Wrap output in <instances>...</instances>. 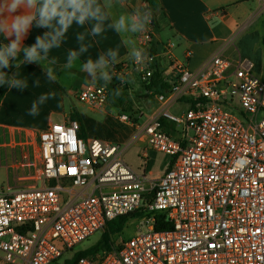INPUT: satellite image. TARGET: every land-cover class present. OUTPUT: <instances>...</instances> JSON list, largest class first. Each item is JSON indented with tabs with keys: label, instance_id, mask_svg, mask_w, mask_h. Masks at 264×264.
<instances>
[{
	"label": "built area",
	"instance_id": "1",
	"mask_svg": "<svg viewBox=\"0 0 264 264\" xmlns=\"http://www.w3.org/2000/svg\"><path fill=\"white\" fill-rule=\"evenodd\" d=\"M155 30L153 18L139 36L150 58L133 69L148 84L159 72L169 88L146 90L159 107L144 124L142 112L118 117L132 125V142L170 158L168 170L148 186L125 162L128 146L83 139L77 120L52 124L26 159L30 170L16 169L0 188V264H57L70 253L65 264L77 246L132 215V237L111 234L109 249L74 264H264V76L234 66L223 50L191 69ZM127 70L114 66L110 83H125ZM77 97L114 108L103 82ZM179 102L188 105L181 115L170 110ZM157 218L170 229L156 230Z\"/></svg>",
	"mask_w": 264,
	"mask_h": 264
},
{
	"label": "crops",
	"instance_id": "2",
	"mask_svg": "<svg viewBox=\"0 0 264 264\" xmlns=\"http://www.w3.org/2000/svg\"><path fill=\"white\" fill-rule=\"evenodd\" d=\"M161 10L157 13L156 39L162 42L176 44L175 55L189 63L191 69L199 67L208 57L217 50H223V55L234 66L239 63L249 67L259 77L264 76V9L259 0H159ZM146 5L144 0H123L113 9L114 16L122 12H132L136 7ZM23 9L18 10L20 14ZM11 21V15L8 17ZM91 24L79 27L75 23L69 28L64 41L57 49H52L50 58H56L54 70L58 73V80L48 81L43 66L39 63H22L13 72L26 78L28 88L24 90L9 89L0 101V185L11 182L14 171L28 172L30 170L26 159L34 158L38 150V135L55 123L77 120L81 125L82 138L91 140L97 138L88 120L81 113L83 107L93 112L98 111L109 117L115 108L98 109L78 100V93L85 85L92 82L91 76L74 68L68 71L61 70L66 63L70 50L79 49L76 36L80 32L89 31ZM48 31L47 28L35 27V22L22 41L23 46H31L36 37ZM134 37L141 47L139 36ZM14 39V37H12ZM121 37L112 30L105 31L101 36H86L85 43L89 50L81 54L76 62L77 68L87 58L95 60L109 48L120 46V62L115 66L127 67L128 76L125 79L128 90L134 103L144 117L153 113L159 104L155 97L146 94V87L142 82L136 89H130L133 79L141 75L133 69V61L127 57V49L120 43ZM0 35V44L9 43ZM191 57L187 59V53ZM21 59L24 53L19 54ZM14 63V62H13ZM113 69H110L112 71ZM9 73L10 68L5 69ZM39 80L37 86L34 82ZM164 84L168 85L163 81ZM169 86V85H168ZM41 95L50 98L39 106V115H28L34 101ZM173 105L171 111L173 110ZM117 109V108H116ZM114 117L130 129V138L125 147L126 153L131 146L137 153L139 164L135 167L128 164L138 174L146 177L148 186L157 183L169 168L170 158L150 148L146 140L132 142L134 129L129 123L121 121L117 109ZM127 115V114H126ZM130 118L134 119L129 115ZM99 139V138H97ZM103 141V140H102ZM105 142V141H103ZM112 144L111 142H105ZM125 153V154H126ZM124 154V156H125ZM126 162V161H125Z\"/></svg>",
	"mask_w": 264,
	"mask_h": 264
},
{
	"label": "clouds",
	"instance_id": "3",
	"mask_svg": "<svg viewBox=\"0 0 264 264\" xmlns=\"http://www.w3.org/2000/svg\"><path fill=\"white\" fill-rule=\"evenodd\" d=\"M123 0H0V35L9 43L0 44V85H7L9 89L24 90L28 88L26 78L13 72L10 76L5 69L13 66L19 68L22 63H39L43 66L48 81L58 80V73L54 70L56 58H50L52 49L61 46L69 28L75 23L79 27L91 24L90 32H80L76 39L79 49L70 50L67 61L61 70L78 69L91 76L93 82H103L107 86L113 79L114 66L120 62V46L109 48L93 60L87 58L79 64L76 62L81 54L88 52L90 45L85 43L86 36H101L105 31L112 30L121 37V45L127 49V57L136 65H144L149 60V54L143 47H139L136 34L144 33L153 19V11L148 5L136 7L132 12H122L114 16L113 9ZM23 9L20 14L18 10ZM9 15L11 21L9 22ZM35 22L37 28H47L48 31L36 37L31 46H23L22 41ZM14 37V39L12 38ZM23 52V59L19 54ZM37 86L39 80L34 82ZM50 97L41 95L34 101L28 115H39V106Z\"/></svg>",
	"mask_w": 264,
	"mask_h": 264
},
{
	"label": "rangeland",
	"instance_id": "4",
	"mask_svg": "<svg viewBox=\"0 0 264 264\" xmlns=\"http://www.w3.org/2000/svg\"><path fill=\"white\" fill-rule=\"evenodd\" d=\"M182 62L187 63V61H185L184 59H181ZM100 82V81H98ZM140 82H142V79L140 76H136L133 81L132 84L130 86V89H136L139 87V85L141 84ZM128 100H129V104L122 109V111H124L128 116H132L135 117V115H140V111L134 103V99L136 98L135 96L133 97L129 92H126ZM88 106L83 107V110L81 111V113L85 116V119L88 120V124L92 126L93 131L95 133V136H97V138H99L100 140H103L105 142H111L112 144L121 146L122 148H124L130 138V129L129 127L125 126L124 124H121L113 115V113L117 114V109H112L111 111H113V113L111 115H109L108 118H106L108 115L103 114L101 112L98 111H91L87 108ZM188 105L185 102H179L177 104H175V106L173 107L172 112L178 115H181L183 112H185V110L187 109ZM147 121L146 117H141L139 122L140 124H144ZM169 133L171 135L174 136V133L170 132ZM124 160L126 161V163L132 165V166H137L139 164L138 162V158H137V153L134 149V146H131L128 150V152L125 154L124 156ZM4 184L0 185V188L3 186ZM137 225V222H135L134 220H130L126 225L124 230L122 231V236L124 238H130L132 237L136 230L135 227ZM103 235V234H102ZM102 235L100 233L94 235L93 237H91L88 241L83 242L82 244H80L79 246H77L74 249V253H79L82 251H85L93 246H95L97 244V242L100 240V238L102 237ZM73 253V255H74ZM72 255V256H73ZM70 256L69 254L64 255V257L57 263V264H64V261Z\"/></svg>",
	"mask_w": 264,
	"mask_h": 264
},
{
	"label": "trees",
	"instance_id": "5",
	"mask_svg": "<svg viewBox=\"0 0 264 264\" xmlns=\"http://www.w3.org/2000/svg\"><path fill=\"white\" fill-rule=\"evenodd\" d=\"M145 4L148 5L152 11H153V18H154V24L155 27H157V21H156V16L157 13L161 10V5L159 0H144ZM19 59H21V56L19 55ZM15 62L13 63V66L10 67V71L8 75H11V72L13 70ZM147 90H153L155 93H163L166 92L169 88L168 85L163 83V80L161 78V75L159 72H157L154 76V78L150 81L148 84L147 82H143ZM127 85L126 83H120L119 81L112 82L108 84L109 92H110V102L114 108L117 109H124L128 104L129 100L127 97V90L128 87L124 88V86ZM9 87L7 85H0V101L2 98L5 96V94L8 92ZM163 126L165 127L166 131L169 132L171 131L170 126L166 123L165 120L162 121ZM82 131L80 130V136H82ZM128 216V217H122L118 221H114L109 224L107 231L102 235L100 240L97 242V244L85 251L76 253L75 256L71 259L66 261L65 264H74L77 260H79L82 257L89 256L97 251L104 250V249H109L110 247V235L117 233V232H122L125 228V225L127 222L133 217ZM161 217V216H159ZM161 218H157V223L155 226V229L158 231L162 230H168L170 229L169 225H164L162 224Z\"/></svg>",
	"mask_w": 264,
	"mask_h": 264
},
{
	"label": "water",
	"instance_id": "6",
	"mask_svg": "<svg viewBox=\"0 0 264 264\" xmlns=\"http://www.w3.org/2000/svg\"><path fill=\"white\" fill-rule=\"evenodd\" d=\"M126 87H127V85L124 86V88H126Z\"/></svg>",
	"mask_w": 264,
	"mask_h": 264
}]
</instances>
